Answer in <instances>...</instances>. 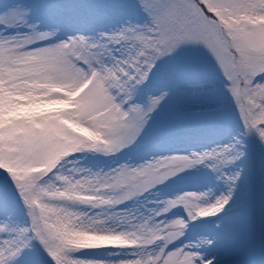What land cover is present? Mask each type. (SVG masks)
<instances>
[{
	"label": "snow or ice",
	"instance_id": "obj_1",
	"mask_svg": "<svg viewBox=\"0 0 264 264\" xmlns=\"http://www.w3.org/2000/svg\"><path fill=\"white\" fill-rule=\"evenodd\" d=\"M0 264H264V0H0Z\"/></svg>",
	"mask_w": 264,
	"mask_h": 264
}]
</instances>
